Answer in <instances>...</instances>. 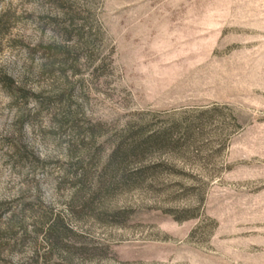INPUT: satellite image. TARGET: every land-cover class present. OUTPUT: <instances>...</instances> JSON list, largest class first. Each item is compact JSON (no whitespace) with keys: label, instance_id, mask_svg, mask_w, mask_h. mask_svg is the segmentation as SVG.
<instances>
[{"label":"rangeland","instance_id":"obj_1","mask_svg":"<svg viewBox=\"0 0 264 264\" xmlns=\"http://www.w3.org/2000/svg\"><path fill=\"white\" fill-rule=\"evenodd\" d=\"M0 264H264V0H0Z\"/></svg>","mask_w":264,"mask_h":264}]
</instances>
